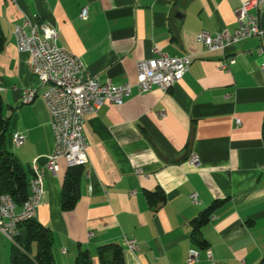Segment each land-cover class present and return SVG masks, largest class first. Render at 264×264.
Masks as SVG:
<instances>
[{
    "label": "crops",
    "instance_id": "1",
    "mask_svg": "<svg viewBox=\"0 0 264 264\" xmlns=\"http://www.w3.org/2000/svg\"><path fill=\"white\" fill-rule=\"evenodd\" d=\"M245 1L0 0L6 145L30 180L35 166L45 172L35 219L53 234L57 264H77L80 250L100 264L98 248L111 243L122 245L125 264H187L192 249L201 253L197 264H210L207 252L218 264H264V36L215 52L197 38L200 32L236 31ZM84 8L87 20L80 18ZM252 13L262 25L264 8ZM25 15L55 27L58 45L79 56L102 83L135 84L138 64L154 57V48L192 59L170 91L140 93L134 86L123 105L105 100L86 116L90 163L82 168L80 198L70 210L62 209L66 160H58L54 173L46 168L55 148L49 111L40 97L22 102L23 90L37 84L14 34ZM228 58L236 63L220 71L217 64ZM17 134L25 137L19 148ZM158 188L167 199L153 209L146 193ZM216 203L209 222L195 231L193 221ZM126 239L136 240L138 249L130 251ZM13 250L0 233V264H13Z\"/></svg>",
    "mask_w": 264,
    "mask_h": 264
},
{
    "label": "built area",
    "instance_id": "2",
    "mask_svg": "<svg viewBox=\"0 0 264 264\" xmlns=\"http://www.w3.org/2000/svg\"><path fill=\"white\" fill-rule=\"evenodd\" d=\"M260 7L264 8V0L243 2L238 10L241 24L236 31L226 30L215 35L200 32L198 41L209 52H215L232 47L243 39L263 37L261 22L252 13ZM80 18L88 19L87 8L82 10ZM14 34L19 52L28 53L30 56L29 68L37 82L36 86L23 90L22 102L32 104L40 97L51 116L55 148L48 157L46 168L53 173L58 170L60 158L66 160L69 168L89 165V143L84 132L85 118L99 110L105 100L121 106L125 97L132 95L134 86L140 93L149 92L154 87L168 92L183 80L192 64L190 56H170L161 49L154 48V57L138 64L135 84L127 82L115 86L110 81L102 83L98 76L90 74L79 56L58 45L59 31L40 22L37 16L25 15L22 24L16 26ZM260 51L263 53L264 50ZM235 63V58H228L220 61L217 67L220 71L227 72ZM237 124H240L239 120ZM14 142L18 148L22 147L25 137L17 134ZM197 161L198 157L192 155L191 162L196 164ZM33 165L38 164L34 162ZM44 180V170L43 180H35L32 176L29 197L21 207H18L10 194L0 196V233L12 244H16L15 239L19 235V217L38 214L44 195ZM192 199L197 202V196ZM125 245L130 251L138 249L134 239H126ZM200 256L199 250H190L187 264H197ZM207 259L210 264H218L211 252H207Z\"/></svg>",
    "mask_w": 264,
    "mask_h": 264
},
{
    "label": "trees",
    "instance_id": "3",
    "mask_svg": "<svg viewBox=\"0 0 264 264\" xmlns=\"http://www.w3.org/2000/svg\"><path fill=\"white\" fill-rule=\"evenodd\" d=\"M5 45V37L0 28V53ZM8 121L2 114V99L0 95V196L10 194L18 207H21L29 197L30 179L22 164L14 154L8 151L6 145V132ZM264 137V131H263ZM83 167L70 168L65 179L62 191V209L70 210L75 207L80 198L81 171ZM149 205L155 209L165 203L166 194L158 188L147 192ZM216 203L204 211L193 221L195 231L209 222L214 214ZM21 231L25 233V241L21 239ZM197 243L204 245V240L195 236ZM12 254L13 264H57L53 255L54 238L51 230L36 219L19 224V235L16 237ZM35 247V252L32 247ZM34 252V253H33ZM100 264H125L124 251L121 244L111 243L98 248ZM77 264H93L88 250H80Z\"/></svg>",
    "mask_w": 264,
    "mask_h": 264
},
{
    "label": "bare ground",
    "instance_id": "4",
    "mask_svg": "<svg viewBox=\"0 0 264 264\" xmlns=\"http://www.w3.org/2000/svg\"><path fill=\"white\" fill-rule=\"evenodd\" d=\"M34 179L35 180H43V170L40 169L39 167L35 166L34 169ZM35 215L33 216H23V217H19V224H21L22 222L28 221V220H33L35 219Z\"/></svg>",
    "mask_w": 264,
    "mask_h": 264
},
{
    "label": "water",
    "instance_id": "5",
    "mask_svg": "<svg viewBox=\"0 0 264 264\" xmlns=\"http://www.w3.org/2000/svg\"><path fill=\"white\" fill-rule=\"evenodd\" d=\"M262 28L264 30V16H263V20H262Z\"/></svg>",
    "mask_w": 264,
    "mask_h": 264
}]
</instances>
